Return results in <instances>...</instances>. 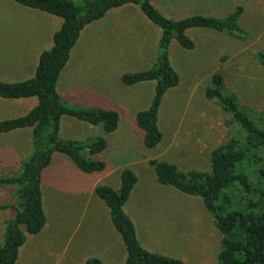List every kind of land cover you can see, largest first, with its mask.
<instances>
[{"label":"rangeland","instance_id":"rangeland-1","mask_svg":"<svg viewBox=\"0 0 264 264\" xmlns=\"http://www.w3.org/2000/svg\"><path fill=\"white\" fill-rule=\"evenodd\" d=\"M151 1L162 14L174 19L193 14L223 17L242 6L239 24L246 33L240 38L209 27H191L187 33L195 41L193 49L172 39L170 59L180 75V82L165 93L161 104L159 124L163 138L156 147L148 148L142 141L135 115L150 104L155 81L126 85L121 75L155 64L162 29L137 5L114 8L98 20V25L95 20L88 30L83 29L59 75L57 90L66 105L116 109L119 124L113 132H105L100 125H94L93 129H65L73 117L64 115V127L59 136L74 139L105 136L109 145L95 157L107 163L108 171L86 173L66 154L55 152L50 165L53 171L50 177V169L45 171L42 187L46 210L56 211L59 221L37 234L27 233L16 264L65 263L63 253L69 245L73 251L80 244L87 248H105L113 241L119 257L117 262L105 263L125 264L124 243L111 221L109 208L96 193L92 196L90 189L98 183L118 188L120 171L125 166L138 176L125 211L134 220L143 246L165 254L175 253L188 262L213 264L217 261L220 233L202 200L159 182L149 160L167 159L183 170L210 169L212 149L226 141L233 131L227 124L228 114L205 96V88L215 71L222 72L226 88L238 95L241 104L264 113V63L258 59L264 47V0ZM26 12L45 11L25 7L14 0H0V79L17 77L10 72L9 62L14 61L6 59L5 55L20 53L26 37L33 33L35 24ZM22 99L0 97V119L26 111L14 105L21 104ZM7 136L6 143L14 144L15 139ZM28 154L11 169L0 168V173L20 172V161ZM57 156H63V161ZM85 183L89 187L81 186ZM0 201H16L11 186H0ZM85 202H90L89 206ZM7 210H0V216ZM85 213L78 233L69 242L72 225H77ZM154 222L169 230L166 232L169 238L152 236L148 228H154L151 224ZM69 256L72 258L70 252Z\"/></svg>","mask_w":264,"mask_h":264},{"label":"trees","instance_id":"trees-1","mask_svg":"<svg viewBox=\"0 0 264 264\" xmlns=\"http://www.w3.org/2000/svg\"><path fill=\"white\" fill-rule=\"evenodd\" d=\"M29 8L39 9L62 18L53 34V45L39 54L33 76L25 79H0V97L21 99L36 97L37 102L26 113L0 119V132L31 128L32 148L20 161L18 173L1 174L0 186H11L16 201H0V210L14 213L5 220L0 242V264H16L27 233L37 234L46 224L43 202V172L55 152L66 154L86 173L106 171L107 163L95 155L104 152L109 143L105 136L87 139L61 138L62 116H74L113 132L119 124V112L109 107L66 105L57 90L61 71L84 27L102 19L114 8L137 5L143 14L162 31L153 66L121 75V81L133 85L155 81L150 104L135 115L142 141L154 148L163 138L159 124L160 108L165 93L180 82V75L170 59V44L175 38L187 49L195 48L188 35L191 27H209L244 38L239 24L242 6L226 16L193 14L174 19L159 11L151 0H14ZM258 59L264 63V47ZM205 96L214 100L228 114L229 138L210 153V169L183 170L167 159L149 160L159 182L199 197L220 233V248L213 264H264V113L241 104L238 95L226 88L222 72L215 71L205 88ZM18 164V162H17ZM118 188L98 183L96 194L109 208L113 225L119 231L126 251L125 264H198L157 251L141 243L134 220L125 211L138 176L128 166L120 171ZM24 226V229H23ZM85 264H106L89 256Z\"/></svg>","mask_w":264,"mask_h":264},{"label":"crops","instance_id":"crops-1","mask_svg":"<svg viewBox=\"0 0 264 264\" xmlns=\"http://www.w3.org/2000/svg\"><path fill=\"white\" fill-rule=\"evenodd\" d=\"M26 13H28L29 16H32V18L30 20L32 21L33 24H35V26L33 27V33L26 37L27 40H26L25 44H23V46H21V52L20 53H17V54L9 53V54L5 55L6 59H11L10 61H14V62H9L10 67H11L10 72L13 75L17 76L13 80L25 79V78L33 76L37 62H38V59H39L40 52L44 49L51 48V46L53 45V34L56 30L59 29V27L61 26V23H62V18L60 16L54 15V14H51L48 12H26ZM92 23H94V22H92ZM92 23L86 25L84 27V30L85 31L88 30L89 26ZM54 25H55V30L53 29ZM95 25H98V20H96ZM36 102H37L36 97H28V98L22 99V103L18 102L21 104H17V102H16V104H14V105L17 106L18 108H26L25 109L26 111L21 113V114H24L32 106H34L36 104ZM21 114H18V115H21ZM65 115H68V114H65ZM69 116H71V115H69ZM71 117H73V118H72V120H69L67 122V124L65 125V129L66 128H70V129H72V128L93 129L94 128V125H92L90 123L86 124L87 122H85L81 119H78L74 116H71ZM63 127L64 126H62V119H61V126H60L59 135H61ZM7 135H11V138L15 139L13 141L14 144L6 143V138H8ZM62 138H70V137H62ZM31 140H32L31 139V128L17 129V130H13V131L7 132V133L0 132V168L1 169L10 168L11 169L14 166V164L16 165L17 162L22 159V156H24V154L26 155L27 152L31 151V148H32V141ZM16 154L18 155V157L16 156ZM55 155L56 154H54V156ZM55 157H53V160ZM57 157L62 161L64 159L63 156H57ZM50 165L48 166V168H46V170L50 169ZM45 171L43 172L42 184L44 182ZM52 171H53L52 169L48 170L49 177H50V173ZM106 171H108V169ZM106 171H104V172H106ZM46 179H47V177H46ZM45 183H47L46 180H45ZM81 186L89 187V185H87L86 183L81 185ZM95 186L94 187L90 186V189L92 190V196L94 195L93 193H96L95 192ZM80 187L79 188L76 187V189H80ZM42 189H43V187H42ZM92 196H91V198H92ZM86 204H87V206H89L90 202L89 203L85 202V205ZM53 206H54V204H53ZM44 208H45V212L47 215V221H46V224L44 227H46V229H48L50 226H52L53 223L55 224L56 221H59V218L56 214V211H55V213H54V211L53 212L52 211L47 212L45 204H44ZM7 209H8L7 210L8 212L5 215L0 216V227H1V229H0V242L3 240V235H4V231H5V220L7 217L12 216L14 213V211L11 210V208H7ZM85 215H86V213L83 214L81 220L77 223V225H75V224L72 225L71 230H70L71 234H69V238H68L69 242H71L74 239V237L76 236V234L78 233V231L80 229L79 226L82 224V219H84ZM151 224L154 226V228L149 227L148 229L151 230L152 236L160 238L162 235H164L166 238H169L166 236V232L169 230H164L163 228H160L158 222H154ZM44 227H43V229H44ZM167 233H169V232H167ZM122 241H123V239H122ZM122 243H124V242H122ZM115 244H116L115 241H113V242L109 243V245L105 248H102V246H100L99 248H95L92 246L90 248H87L86 246H83L82 244H80V245L76 246L73 251H72V249L71 250L69 249L71 247V245H69L67 250L63 253V255L66 256L65 263L61 262L59 264H85V261L89 256H97V257L101 258L104 262L105 261H107V262L116 261L117 262L119 254H117V251L115 250ZM124 247H125V245H124ZM124 249H125V254H124V260H125L126 255H127V251H126V248H124ZM69 252L71 253L72 258H69L70 257ZM168 253H170L171 255L177 256L175 253H171V252H168ZM182 259H184V257H182ZM184 260H186V259H184ZM189 263H193V262H189Z\"/></svg>","mask_w":264,"mask_h":264}]
</instances>
